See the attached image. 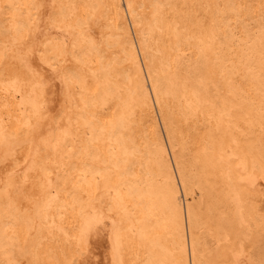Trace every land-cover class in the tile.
<instances>
[{"label": "bare ground", "instance_id": "1", "mask_svg": "<svg viewBox=\"0 0 264 264\" xmlns=\"http://www.w3.org/2000/svg\"><path fill=\"white\" fill-rule=\"evenodd\" d=\"M0 264H264V0H0Z\"/></svg>", "mask_w": 264, "mask_h": 264}]
</instances>
